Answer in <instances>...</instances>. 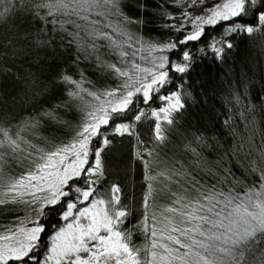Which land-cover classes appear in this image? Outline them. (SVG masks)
<instances>
[{
    "label": "snow or ice",
    "instance_id": "6c2138e0",
    "mask_svg": "<svg viewBox=\"0 0 264 264\" xmlns=\"http://www.w3.org/2000/svg\"><path fill=\"white\" fill-rule=\"evenodd\" d=\"M255 32L264 0H0V215L25 213L0 264H264V81L253 103L247 72L228 79ZM209 59L228 68L212 83ZM144 118L190 159L158 172L137 139L146 188L126 202L106 160Z\"/></svg>",
    "mask_w": 264,
    "mask_h": 264
},
{
    "label": "trees",
    "instance_id": "16d2710c",
    "mask_svg": "<svg viewBox=\"0 0 264 264\" xmlns=\"http://www.w3.org/2000/svg\"><path fill=\"white\" fill-rule=\"evenodd\" d=\"M146 27L152 29L155 26L146 25ZM208 31H212V29H208ZM217 31H219V29H217ZM262 39L264 38L261 37L259 32L235 36L234 40L236 46L233 48L228 59V65L231 66L228 79L239 85L243 73L247 72L249 76L253 78L254 83L250 85V95L253 103L256 102V98L260 91V84L264 81V51H262L259 46ZM200 70L207 76L210 83L218 81L225 72H228L226 66L214 63L211 59L207 60ZM16 71V68H12L13 73ZM88 75L89 78H93L92 70L88 71ZM217 99L220 101L217 104V111H221L222 99L219 94ZM261 127H264V125H261ZM151 129L152 123H150V118L142 119L137 122V126L134 129L136 135H126L117 147L111 151L114 154V162H109V167H106L107 173L105 183L107 184L110 182L119 184L122 188V197H128L126 202L135 200L137 203H142L143 191L146 188V182L143 178V162L134 155L137 139L146 141L145 147L155 148L161 161V167L157 169L158 172H164V170L169 167V162L173 160L185 163L187 159H190V157L186 158L181 155L182 146L178 147L179 142L175 137H172L170 142L165 140L154 145L152 143L153 136ZM221 134H223L222 130ZM228 142H230V140ZM166 174L167 173H165V175ZM154 191L157 194L159 203L166 204L169 202V193L164 189V181L161 177H157V182L154 184ZM24 214L23 206L21 205L14 213L0 215V228L9 225V221L13 215L22 217ZM47 219L53 224L56 223L55 216L48 217ZM135 223L136 217L132 216L124 227L128 228L129 226L135 225ZM141 238L142 234L137 236V239Z\"/></svg>",
    "mask_w": 264,
    "mask_h": 264
},
{
    "label": "rangeland",
    "instance_id": "374dc122",
    "mask_svg": "<svg viewBox=\"0 0 264 264\" xmlns=\"http://www.w3.org/2000/svg\"><path fill=\"white\" fill-rule=\"evenodd\" d=\"M109 162H110V163H113V162H114V154H113L112 152L110 153V155L108 156V158H107V160H106V167H107V168L109 167ZM117 163H118V162H117ZM117 163H116V164H117ZM109 183H110V182H109ZM109 183H107V184H109ZM24 215H25V214H24ZM24 215H23V216H24ZM23 216H22V217H23Z\"/></svg>",
    "mask_w": 264,
    "mask_h": 264
}]
</instances>
